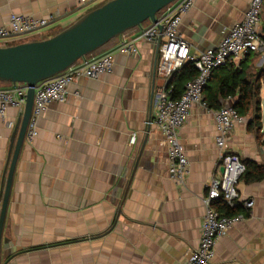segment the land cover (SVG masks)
Here are the masks:
<instances>
[{"label": "crops", "instance_id": "1", "mask_svg": "<svg viewBox=\"0 0 264 264\" xmlns=\"http://www.w3.org/2000/svg\"><path fill=\"white\" fill-rule=\"evenodd\" d=\"M109 1L0 0V26L10 15L51 17L46 29L14 43L43 41ZM249 2L195 0L178 26L190 54L214 51L241 22ZM149 25L126 32L95 53L112 57L113 72L96 80H75L66 101L49 105L40 116L34 141L24 140L5 215L1 264H186L198 247L206 186L221 174L215 110H190L178 133L188 174L182 185L174 183L164 139L148 124L155 93L166 85L154 73L157 43L140 40ZM257 33L264 41V6ZM123 42L133 43L137 53H120ZM162 44L160 40L159 48ZM229 66L259 85L261 96L264 55L248 54ZM224 74L213 71L208 87H215ZM187 76V69H181L171 77L176 93L183 92ZM12 86L0 83V90ZM233 103L225 100L222 107ZM19 118L17 109L8 108L0 119V202ZM241 118L225 150L242 163L264 166V127L252 126L250 116ZM236 190L240 201H252L253 207L245 221L219 240L211 264H264V180L247 184L239 179Z\"/></svg>", "mask_w": 264, "mask_h": 264}, {"label": "built area", "instance_id": "2", "mask_svg": "<svg viewBox=\"0 0 264 264\" xmlns=\"http://www.w3.org/2000/svg\"><path fill=\"white\" fill-rule=\"evenodd\" d=\"M84 4L86 0H79ZM195 0H175L166 6L156 17L157 22L142 30L140 40L156 42L163 40L159 48L155 73L166 85L155 93L153 125L162 135L167 147L168 176L171 181L182 185L188 174L189 162L179 141V130L185 125L190 110L194 106L207 109L203 91L213 71L227 67L248 54L264 55V41L257 33L260 24L264 0H250L240 23L235 25L222 38L214 51H207L192 56L187 43L178 33V26L183 16L193 7ZM52 18L35 19L22 15H10L7 22L0 26V44L11 45L15 41L30 37L46 29ZM162 27V30H159ZM118 51L126 55H135L137 48L133 43H120ZM190 63L196 77L188 81L179 98L173 99L168 81L182 67ZM113 72V60L110 55L95 54L79 59L64 72L35 86L33 107L28 122L25 140L32 143L38 135L40 116L53 103L66 101L67 88L78 78L96 80L102 75ZM28 87L24 84L13 85L9 90H0V119L3 120L8 108H15L20 116L23 113ZM77 96V93H75ZM208 110V109H207ZM216 129L215 146L219 151L218 179H212L206 186V195L202 199L205 214L200 229L198 247L189 254L186 264H211L215 257L216 245L220 239L237 223L246 217L239 214L226 217L216 209L224 205L233 210L241 206L250 211L252 201L241 202L236 190L239 179L245 172L244 165L237 154L226 152V142L235 123L242 118L231 107H222L213 112ZM131 143L135 136H131Z\"/></svg>", "mask_w": 264, "mask_h": 264}, {"label": "water", "instance_id": "3", "mask_svg": "<svg viewBox=\"0 0 264 264\" xmlns=\"http://www.w3.org/2000/svg\"><path fill=\"white\" fill-rule=\"evenodd\" d=\"M175 0H111L96 8L55 36L43 40L0 47V83L28 87L22 115L16 123L8 150L9 166L3 175L0 202V264L2 239L11 184L19 152L24 144L37 84L64 72L79 59L97 53L112 40L156 17ZM162 30V27H159ZM155 68L160 40H156ZM155 73V72H154ZM226 107H233L227 105ZM10 245L8 244V247Z\"/></svg>", "mask_w": 264, "mask_h": 264}, {"label": "trees", "instance_id": "4", "mask_svg": "<svg viewBox=\"0 0 264 264\" xmlns=\"http://www.w3.org/2000/svg\"><path fill=\"white\" fill-rule=\"evenodd\" d=\"M159 14V13H158ZM14 46V44L8 45ZM182 69L188 71V81L196 77V72L190 63L185 64ZM225 70V74L221 76L215 87H205L203 91L204 102L208 110H219L225 100H234L233 109L236 110L240 117H251L252 126L260 130V87L257 84L249 83L244 80L242 72L237 69L227 67L221 68ZM181 70V69H180ZM179 70V71H180ZM167 87L171 88V96L173 99L180 97L176 93V87L172 84L171 79L167 83ZM204 93H206L204 95ZM250 127V126H249ZM245 172L240 179H244L247 184L257 183L264 180V166H259L253 162L247 161L242 163ZM217 211L226 217H233L239 214L248 216V211L244 210L240 205L230 210L224 205H218Z\"/></svg>", "mask_w": 264, "mask_h": 264}, {"label": "rangeland", "instance_id": "5", "mask_svg": "<svg viewBox=\"0 0 264 264\" xmlns=\"http://www.w3.org/2000/svg\"><path fill=\"white\" fill-rule=\"evenodd\" d=\"M14 45H16L15 43H12ZM0 47H7V45H4V44H0ZM260 123L261 125H263L264 127V87H263V90H262V93H261V96H260Z\"/></svg>", "mask_w": 264, "mask_h": 264}]
</instances>
